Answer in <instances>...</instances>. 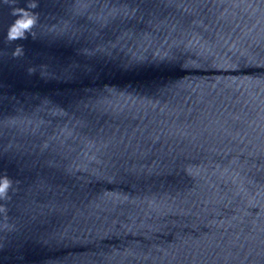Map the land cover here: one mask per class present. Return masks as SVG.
<instances>
[{
	"label": "water",
	"instance_id": "obj_1",
	"mask_svg": "<svg viewBox=\"0 0 264 264\" xmlns=\"http://www.w3.org/2000/svg\"><path fill=\"white\" fill-rule=\"evenodd\" d=\"M35 2L11 42L0 0V264H264V0Z\"/></svg>",
	"mask_w": 264,
	"mask_h": 264
},
{
	"label": "clouds",
	"instance_id": "obj_2",
	"mask_svg": "<svg viewBox=\"0 0 264 264\" xmlns=\"http://www.w3.org/2000/svg\"><path fill=\"white\" fill-rule=\"evenodd\" d=\"M35 0H28L26 7H14L12 14L17 17L14 23L10 26L7 33V40L14 42L17 40L27 39L29 35H33L32 29L38 22V14L33 10L38 7ZM23 51V46H18L13 52V57H17ZM29 74H33V69H29ZM12 187L11 179L5 175L0 177V199L5 198L9 189ZM0 211H3L0 208Z\"/></svg>",
	"mask_w": 264,
	"mask_h": 264
}]
</instances>
